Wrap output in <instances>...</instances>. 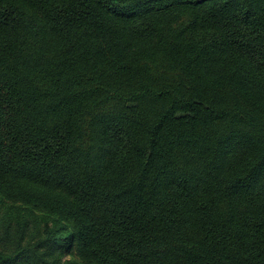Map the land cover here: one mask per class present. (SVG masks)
<instances>
[{
    "label": "trees",
    "instance_id": "16d2710c",
    "mask_svg": "<svg viewBox=\"0 0 264 264\" xmlns=\"http://www.w3.org/2000/svg\"><path fill=\"white\" fill-rule=\"evenodd\" d=\"M0 264H264V0H0Z\"/></svg>",
    "mask_w": 264,
    "mask_h": 264
},
{
    "label": "rangeland",
    "instance_id": "374dc122",
    "mask_svg": "<svg viewBox=\"0 0 264 264\" xmlns=\"http://www.w3.org/2000/svg\"><path fill=\"white\" fill-rule=\"evenodd\" d=\"M74 254L73 253H69L68 255H67V257H71V256H73Z\"/></svg>",
    "mask_w": 264,
    "mask_h": 264
}]
</instances>
